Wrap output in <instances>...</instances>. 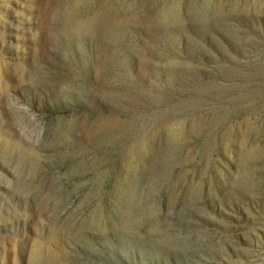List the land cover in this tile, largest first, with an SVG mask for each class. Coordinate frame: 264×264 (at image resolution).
Here are the masks:
<instances>
[{
    "label": "rangeland",
    "instance_id": "obj_1",
    "mask_svg": "<svg viewBox=\"0 0 264 264\" xmlns=\"http://www.w3.org/2000/svg\"><path fill=\"white\" fill-rule=\"evenodd\" d=\"M0 264H264V0H0Z\"/></svg>",
    "mask_w": 264,
    "mask_h": 264
},
{
    "label": "bare ground",
    "instance_id": "obj_2",
    "mask_svg": "<svg viewBox=\"0 0 264 264\" xmlns=\"http://www.w3.org/2000/svg\"><path fill=\"white\" fill-rule=\"evenodd\" d=\"M153 25V24H152ZM172 26V25H171ZM156 29V28H155Z\"/></svg>",
    "mask_w": 264,
    "mask_h": 264
}]
</instances>
